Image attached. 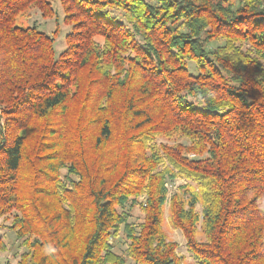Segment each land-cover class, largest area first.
<instances>
[{"label": "trees", "instance_id": "16d2710c", "mask_svg": "<svg viewBox=\"0 0 264 264\" xmlns=\"http://www.w3.org/2000/svg\"><path fill=\"white\" fill-rule=\"evenodd\" d=\"M58 1L55 56L58 30L15 25L51 2L0 0L6 264H183L168 223L193 264H264V0Z\"/></svg>", "mask_w": 264, "mask_h": 264}, {"label": "rangeland", "instance_id": "374dc122", "mask_svg": "<svg viewBox=\"0 0 264 264\" xmlns=\"http://www.w3.org/2000/svg\"><path fill=\"white\" fill-rule=\"evenodd\" d=\"M51 2L53 9L56 12V19H44L41 17L40 12L37 9H29L23 14H20L15 19V25L17 26H34L39 31L45 32L49 35L53 34L56 30H58L57 35L54 38L53 48L55 56H58V54L63 51L66 47L65 44V35L69 32L70 26L65 25L63 23V10L62 7L59 4L58 0H48ZM234 3L233 6L237 7L240 0H233ZM97 40L100 41L98 38ZM222 45L221 41H211L208 44V47L210 49H214L217 46ZM190 71L195 73V69L192 68ZM66 173V170H61L60 175L64 179V174ZM71 182L77 181V176L71 175ZM166 184V190H167V197L170 196L172 192H175L178 190V186H183L187 182L183 179H177L174 181L167 180L165 182ZM67 187H70L68 183H65ZM139 200H143L142 198H139ZM126 212L128 213V222L130 223H137L141 221L142 213L141 210L134 206L132 208H129V205H127L125 208ZM167 214V211L165 209V215ZM166 217V216H165ZM167 221V217L165 219V224ZM11 218L9 219H2L0 218V242L4 245V250L0 251V264H6L7 262L15 263L19 255L22 251H24V248L20 246V241L16 239L14 231L9 228ZM165 232L167 235V238L171 241H174L177 244V253L182 258L183 264H193L192 257L190 253L187 251V248L185 246V240L182 236V233L178 230L173 228L169 223L166 224ZM112 244L114 245L115 251L118 253H122V251L126 248V240L124 239V235L121 232L115 239L111 240ZM127 264H134L132 261L128 260Z\"/></svg>", "mask_w": 264, "mask_h": 264}]
</instances>
